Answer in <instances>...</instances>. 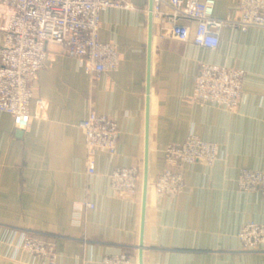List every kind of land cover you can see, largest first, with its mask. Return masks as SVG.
Returning <instances> with one entry per match:
<instances>
[{"label": "crops", "instance_id": "0c3cea01", "mask_svg": "<svg viewBox=\"0 0 264 264\" xmlns=\"http://www.w3.org/2000/svg\"><path fill=\"white\" fill-rule=\"evenodd\" d=\"M115 1L100 11L98 37L116 44L117 70L93 79L76 57L51 46L30 104L33 113L37 99L45 101L44 114L22 129L0 111V264L39 263L16 248L21 232L54 241L55 264H103L114 252L139 264L147 104L149 183L164 168L163 145L188 134L216 142L220 156L176 167L185 188L172 200L149 184L142 264H264V243L247 248L237 236L248 221L264 222V197L236 182L240 167L264 171V27H223L213 49L163 33L150 19L151 0ZM233 7L234 0H215L214 14ZM201 62L245 71L236 109L192 97ZM90 110L119 128L114 152L98 151L92 175L78 126ZM115 166L139 168L133 198L112 191ZM83 199L94 206L75 217L73 203Z\"/></svg>", "mask_w": 264, "mask_h": 264}, {"label": "built area", "instance_id": "2783aa9c", "mask_svg": "<svg viewBox=\"0 0 264 264\" xmlns=\"http://www.w3.org/2000/svg\"><path fill=\"white\" fill-rule=\"evenodd\" d=\"M115 0H0V111L12 116L16 127L25 129L33 117L44 114L45 101L37 99L30 111L38 71L49 48L76 57L84 73L97 77L103 71L117 70L120 52L115 43L98 37L100 11ZM215 0H152L149 10L163 33L186 41L216 48L223 27L246 30L264 27V0H234V7L222 16L214 14ZM189 20L194 21L192 24ZM245 71L234 65L201 62L195 78L193 98L227 109H236L243 97ZM81 153L86 171L96 173L99 150L114 152L119 134L115 118L90 110L78 123ZM163 170L150 186L159 196L172 200L185 188V179L176 167L183 164H213L219 159L216 142L188 134L182 141L162 147ZM110 187L118 198H133L139 183L137 166H115L109 173ZM236 182L240 189L256 190L264 197V171L240 167ZM90 200L73 203L75 217L88 207ZM244 247L264 243V222L248 221L237 232ZM16 248L40 259L38 264H55L56 243L51 239L21 232ZM124 252L106 253L103 264H129Z\"/></svg>", "mask_w": 264, "mask_h": 264}, {"label": "water", "instance_id": "95a60500", "mask_svg": "<svg viewBox=\"0 0 264 264\" xmlns=\"http://www.w3.org/2000/svg\"><path fill=\"white\" fill-rule=\"evenodd\" d=\"M152 7V0L149 7V10ZM150 19L152 20V13L149 11ZM149 36H151V29L149 31ZM150 68V66H149ZM149 71V70H148ZM147 91H149V79L147 81ZM148 104L146 107V131H145V151H144V161H143V172H142V211H141V222H140V237H139V264H142V242H143V230L145 223V209H146V200L149 187V177H148V154H149V145H148Z\"/></svg>", "mask_w": 264, "mask_h": 264}]
</instances>
